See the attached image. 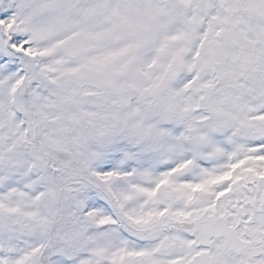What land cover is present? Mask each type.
<instances>
[{"label": "rangeland", "instance_id": "obj_1", "mask_svg": "<svg viewBox=\"0 0 264 264\" xmlns=\"http://www.w3.org/2000/svg\"><path fill=\"white\" fill-rule=\"evenodd\" d=\"M136 1L0 9V264H118L139 207L199 209L230 165L264 180V12L144 0L136 20Z\"/></svg>", "mask_w": 264, "mask_h": 264}, {"label": "flooded vegetation", "instance_id": "obj_2", "mask_svg": "<svg viewBox=\"0 0 264 264\" xmlns=\"http://www.w3.org/2000/svg\"><path fill=\"white\" fill-rule=\"evenodd\" d=\"M244 181H220L199 209L171 207L139 211L143 223L131 226L149 236L141 258L153 264H264V190ZM149 222V223H148Z\"/></svg>", "mask_w": 264, "mask_h": 264}, {"label": "trees", "instance_id": "obj_3", "mask_svg": "<svg viewBox=\"0 0 264 264\" xmlns=\"http://www.w3.org/2000/svg\"><path fill=\"white\" fill-rule=\"evenodd\" d=\"M143 1L144 0H137L133 5H132V7L134 8V12L132 13V14H130V13H128V15H126L127 17L128 16H130V18L131 19H133V18H135L136 20L138 19V17H137V15L135 14V11H138V9H139V6L141 7V5L143 4ZM246 2H247V7H248V9H259L258 10V14H256V16H258V17H260V15H263V12H264V0H246ZM8 2H7V0H0V4L3 6V5H5V4H7ZM226 3H227V1H226ZM225 3V4H226ZM233 7H232V10H230V11H228L227 9L225 10V13H224V15H226L227 17H229V15H230V17H234V18H237L238 16H239V11L237 10V6H236V4L233 2ZM231 12V13H230ZM230 13V14H229ZM226 27H228L229 25H231V22H230V20H228L227 22H226ZM245 38H246V36L245 35H239V38L238 39H236V37H234V44H233V50L232 51H230L229 49V55H232V61L233 62H235L236 64H237V62L235 61V59L234 58H236L237 57V54L239 53V50H238V48L237 47H239V45L241 44V42L242 41H244L245 40ZM228 42H230V40L228 39L227 40ZM256 53V50L254 49V50H252L251 51V56H250V59L253 57V55ZM239 55H241V54H239ZM250 59H249V61H250ZM250 63V62H249ZM248 63V64H249ZM247 64V66L246 67H241V66H239L238 64V67L241 69V70H243V72L245 73V72H247L246 73V75L248 76V77H251V75H252V73H251V66H249ZM256 80H260L258 77H256ZM264 86V85H263ZM19 129H21V127H19L18 126V129H17V131L19 130ZM17 131L15 132V138L17 139V142H18V145H17V147L19 148V149H24V150H26L28 147H29V141H28V138L26 137V136H21V134L18 136L17 135ZM1 136H3V132H2V128L0 127V139H1ZM36 145H38L39 146V144H36ZM39 148H40V146H39ZM44 151H45V149L43 148H40V156L41 157H44ZM9 152V156L7 157V158H4V162H6V161H10L11 162V160H12V158L14 157V153H15V151L14 150H10V151H8ZM45 153H47V152H45ZM48 155V154H47ZM47 158H45L44 160H46ZM49 159H50V157H49ZM52 163V162H51ZM58 165H59V163H57ZM58 208V207H57ZM45 212H46V214L48 215V211H46V210H44ZM47 215H45V217L47 216ZM0 234H2V229H0ZM5 236V235H4ZM6 237V236H5ZM3 238L4 237H2V236H0V239H2L3 240Z\"/></svg>", "mask_w": 264, "mask_h": 264}]
</instances>
